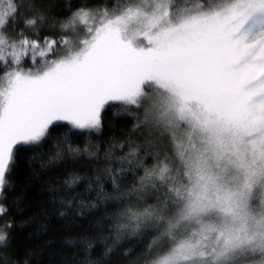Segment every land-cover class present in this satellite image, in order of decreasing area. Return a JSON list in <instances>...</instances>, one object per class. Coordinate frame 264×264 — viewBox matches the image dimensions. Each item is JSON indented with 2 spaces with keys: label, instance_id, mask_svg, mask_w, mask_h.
Listing matches in <instances>:
<instances>
[{
  "label": "snow or ice",
  "instance_id": "6c2138e0",
  "mask_svg": "<svg viewBox=\"0 0 264 264\" xmlns=\"http://www.w3.org/2000/svg\"><path fill=\"white\" fill-rule=\"evenodd\" d=\"M23 6L0 0V194L14 150L34 153L29 166L46 171L62 152L76 151L68 133L52 135L55 128L99 132L112 103L121 109L114 115H137L136 129L167 138L172 153L171 163L165 153L140 179L162 207L119 213L115 244L123 230L147 225L162 230L148 264H264V0L85 5L57 22L59 39L42 42L23 30L8 34ZM45 22L37 13L24 27L35 33ZM112 184L118 190L115 176ZM51 195L65 216L75 197L64 199L55 186ZM6 242L0 230V245Z\"/></svg>",
  "mask_w": 264,
  "mask_h": 264
},
{
  "label": "trees",
  "instance_id": "16d2710c",
  "mask_svg": "<svg viewBox=\"0 0 264 264\" xmlns=\"http://www.w3.org/2000/svg\"><path fill=\"white\" fill-rule=\"evenodd\" d=\"M114 2L24 0L20 17L9 26L8 34L17 38V33L23 30L29 39H59L57 22L77 8L111 7ZM37 13L44 14L46 22L34 33L24 27V18ZM120 112L115 104L108 105L102 113L103 127L99 132L84 130L74 134L69 133L68 126L55 128L52 135L63 138L68 133L76 151L62 152L55 166L46 171L29 166L28 157L34 153L14 150V163L9 165L6 186L0 194V205L6 209L0 216V230L7 233L6 246L0 245V264H148V258L160 250L154 241L162 240V230L147 225L136 234L123 230L119 244H115L112 224L119 213L129 206L158 204L156 192H138L143 177L140 168L152 164L154 135L143 127L136 129L134 117L114 115ZM45 149L48 154H55L51 144H46ZM130 151H135L134 158L128 156ZM126 156L128 160L121 163ZM113 176L118 190L113 188ZM76 178L78 183L65 187L66 181ZM53 186L60 189L64 199L75 197L72 209L65 216L59 215V206L53 201ZM101 188L106 195L98 198ZM70 240L74 242L71 245L67 243ZM109 247L114 250L106 257L104 253Z\"/></svg>",
  "mask_w": 264,
  "mask_h": 264
},
{
  "label": "rangeland",
  "instance_id": "374dc122",
  "mask_svg": "<svg viewBox=\"0 0 264 264\" xmlns=\"http://www.w3.org/2000/svg\"><path fill=\"white\" fill-rule=\"evenodd\" d=\"M42 42V41H41ZM39 62V58H37V63ZM23 66L25 67V69H28V68H32L33 65H32V62L30 61V59L28 57H25L24 60H23ZM1 68H3L4 70H2ZM1 70H0V76H2L4 74V71L6 70L3 66H1ZM112 104V103H110ZM109 104V105H110ZM108 106V105H107ZM106 106V107H107ZM142 116V113L139 114ZM132 117H134L135 119H137V115H131ZM151 134L154 135L153 137V140H155V148H154V153H153V156H152V159H150L152 161V164L150 165V167H146V168H143L141 167L140 169H142V172H143V176H144V169H149L151 170L153 168L154 165L158 164L159 161L163 160L165 158V153H167V156H168V162L171 163L172 162V153H171V150H170V145H169V141L167 140V138L165 137H162L160 136L157 131H155L154 129H147ZM151 158V157H149ZM134 161H128L127 163L129 164H132ZM175 167V165H173ZM159 187V186H158ZM162 191V190H161ZM140 193H146V192H155L154 189H151V188H143L141 189V186L139 187V191ZM152 203H155V202H152ZM157 204V203H155ZM154 207H162V205L160 203H158L157 205H154ZM146 226V225H145ZM145 226H142L139 230H141L143 227ZM138 230V231H139ZM127 232H132L134 234H136L138 231L136 232H133L131 231V229H126Z\"/></svg>",
  "mask_w": 264,
  "mask_h": 264
}]
</instances>
